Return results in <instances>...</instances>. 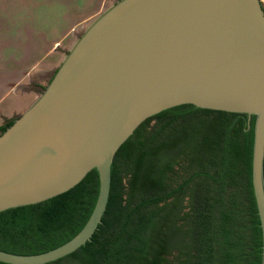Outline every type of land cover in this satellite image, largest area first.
I'll return each instance as SVG.
<instances>
[{
    "label": "water",
    "instance_id": "1",
    "mask_svg": "<svg viewBox=\"0 0 264 264\" xmlns=\"http://www.w3.org/2000/svg\"><path fill=\"white\" fill-rule=\"evenodd\" d=\"M191 104L254 116L251 182L264 264V9L261 0H117L98 14L46 87L0 133V212L68 191L98 172L83 227L50 250L0 249L6 264H47L92 241L117 151L147 119Z\"/></svg>",
    "mask_w": 264,
    "mask_h": 264
},
{
    "label": "trees",
    "instance_id": "2",
    "mask_svg": "<svg viewBox=\"0 0 264 264\" xmlns=\"http://www.w3.org/2000/svg\"><path fill=\"white\" fill-rule=\"evenodd\" d=\"M254 119L246 129L244 113L184 104L144 121L115 155L92 241L47 264H260ZM182 164L197 171L179 179ZM97 193L94 168L64 193L1 211L0 249L33 254L63 244L83 227Z\"/></svg>",
    "mask_w": 264,
    "mask_h": 264
},
{
    "label": "rangeland",
    "instance_id": "3",
    "mask_svg": "<svg viewBox=\"0 0 264 264\" xmlns=\"http://www.w3.org/2000/svg\"><path fill=\"white\" fill-rule=\"evenodd\" d=\"M115 1L0 0L1 107L36 98L83 30ZM261 3L264 9V0ZM182 165L185 172L179 173V179L197 171ZM187 201L185 197L184 212L189 210Z\"/></svg>",
    "mask_w": 264,
    "mask_h": 264
},
{
    "label": "crops",
    "instance_id": "4",
    "mask_svg": "<svg viewBox=\"0 0 264 264\" xmlns=\"http://www.w3.org/2000/svg\"><path fill=\"white\" fill-rule=\"evenodd\" d=\"M14 76H11L10 84L15 82ZM20 98V97H19ZM35 98H32L30 102H28V99H19V103L16 105L12 104L9 106L1 107L0 104V127L3 126V123L6 119L11 120L15 115L17 116L21 112H23L34 100ZM1 100V99H0Z\"/></svg>",
    "mask_w": 264,
    "mask_h": 264
},
{
    "label": "flooded vegetation",
    "instance_id": "5",
    "mask_svg": "<svg viewBox=\"0 0 264 264\" xmlns=\"http://www.w3.org/2000/svg\"><path fill=\"white\" fill-rule=\"evenodd\" d=\"M12 120V119H11ZM10 122V120H8V119H6L5 121H4V123H3V125H5V124H7V123H9Z\"/></svg>",
    "mask_w": 264,
    "mask_h": 264
}]
</instances>
